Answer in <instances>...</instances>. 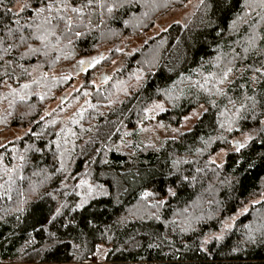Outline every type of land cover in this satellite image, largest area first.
<instances>
[{"label":"trees","instance_id":"trees-1","mask_svg":"<svg viewBox=\"0 0 264 264\" xmlns=\"http://www.w3.org/2000/svg\"><path fill=\"white\" fill-rule=\"evenodd\" d=\"M192 1L0 0V264H264V0Z\"/></svg>","mask_w":264,"mask_h":264},{"label":"rangeland","instance_id":"rangeland-1","mask_svg":"<svg viewBox=\"0 0 264 264\" xmlns=\"http://www.w3.org/2000/svg\"><path fill=\"white\" fill-rule=\"evenodd\" d=\"M199 1L193 0L189 7L186 9H181L176 12L170 13L169 15H165L159 19V23L161 25L170 23L172 21L183 20L188 15L192 13L196 5ZM139 41L130 38L126 42L122 44V48L125 51V54L120 59L116 60L113 65L106 68L105 71L109 75H112L126 60V58L133 54L139 46ZM82 81H78L77 83H81ZM180 101V97L176 94H166L162 99L157 101L156 103L151 104L144 115V118L141 120L139 126L133 129H127L123 133V138L119 142L118 147L124 149L128 152H133L136 147H158L162 145V143L170 138L177 136L182 131H187L193 127L196 120L206 109V106L201 104L197 108L191 110L188 114H186L179 124L171 125L165 124L161 121L160 112L174 109L177 106V103ZM82 102V101H81ZM71 104L72 108L67 110L66 116H70L79 106L82 104ZM187 117V119H186ZM226 152L221 151L216 153L213 156L215 162L220 163L225 160ZM264 199V196L257 199L260 201ZM256 201V200H255ZM106 248H102L98 255L93 256V261L96 262L100 257L103 258L105 256Z\"/></svg>","mask_w":264,"mask_h":264},{"label":"snow or ice","instance_id":"snow-or-ice-1","mask_svg":"<svg viewBox=\"0 0 264 264\" xmlns=\"http://www.w3.org/2000/svg\"><path fill=\"white\" fill-rule=\"evenodd\" d=\"M48 8H49V10H51L52 6L49 5ZM40 11H43V9H40ZM72 11H74V12H80V9H79V8H73ZM109 11H111V9H109ZM61 18H63V17H61ZM68 26H69V30H71V21H70V20H69V22H68ZM77 35H79V33H77ZM81 63H83V61H82ZM228 71L230 72L231 69H229ZM257 71H259V69H257ZM226 78H227V73L224 74V79H226ZM219 82H220V83H223V79H221ZM22 87H23V88H28L29 85L25 84V85H23ZM217 91L219 92L220 90L217 89ZM186 119H187V117H186ZM241 146H242V145H241Z\"/></svg>","mask_w":264,"mask_h":264},{"label":"water","instance_id":"water-1","mask_svg":"<svg viewBox=\"0 0 264 264\" xmlns=\"http://www.w3.org/2000/svg\"><path fill=\"white\" fill-rule=\"evenodd\" d=\"M85 70V67H83L82 69H80V71L79 72H82V71H84Z\"/></svg>","mask_w":264,"mask_h":264}]
</instances>
